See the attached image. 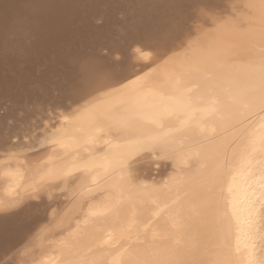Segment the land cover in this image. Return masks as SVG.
<instances>
[{
    "label": "bare ground",
    "instance_id": "obj_1",
    "mask_svg": "<svg viewBox=\"0 0 264 264\" xmlns=\"http://www.w3.org/2000/svg\"><path fill=\"white\" fill-rule=\"evenodd\" d=\"M262 89L264 0H0V256L259 260Z\"/></svg>",
    "mask_w": 264,
    "mask_h": 264
},
{
    "label": "snow or ice",
    "instance_id": "obj_2",
    "mask_svg": "<svg viewBox=\"0 0 264 264\" xmlns=\"http://www.w3.org/2000/svg\"><path fill=\"white\" fill-rule=\"evenodd\" d=\"M260 117H261V125L259 132H253L249 134V138L247 143L244 145L243 150L240 153V159L242 162L251 163L254 154L259 152L261 157L264 158V89L261 91V108H260ZM60 114L58 109H52L51 111L45 110V115L43 117L42 127L38 132V135L42 134L44 131L54 132L57 130V126L60 123ZM51 123V127H48V124ZM22 153L15 151H5V164L10 163V158H18ZM34 190H39L34 189ZM21 201L19 199L13 201L11 204L5 205L3 202H0V208L3 207H11L15 208L19 206ZM37 209L39 206H35ZM235 208H233V212L235 213ZM2 219V217H0ZM264 238V237H262ZM255 247V245H253ZM0 264H16V261L12 259L10 256L3 255L0 256ZM157 264H234V261L225 257L223 259H215V260H205V259H168L158 261ZM248 264H264V256H262L259 260H256L254 256L249 258Z\"/></svg>",
    "mask_w": 264,
    "mask_h": 264
}]
</instances>
